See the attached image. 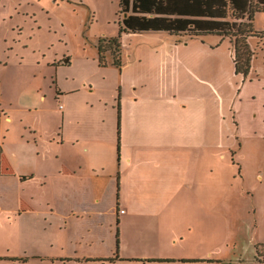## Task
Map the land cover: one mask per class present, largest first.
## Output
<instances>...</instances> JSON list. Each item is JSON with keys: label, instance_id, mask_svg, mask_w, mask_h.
I'll list each match as a JSON object with an SVG mask.
<instances>
[{"label": "rangeland", "instance_id": "1", "mask_svg": "<svg viewBox=\"0 0 264 264\" xmlns=\"http://www.w3.org/2000/svg\"><path fill=\"white\" fill-rule=\"evenodd\" d=\"M120 16L119 0H0L5 124L18 130L14 137L33 132L51 157L57 146L50 135L61 134L57 97L73 78L92 86L88 91L119 92L122 68L109 64L110 51L108 65L98 57L99 42L115 37L122 57L142 58L139 69L155 64L160 70L163 53L218 54L199 67L221 96L206 112L202 146L211 154L196 157L193 167L173 166L181 173L177 180L148 188L124 183L117 217L103 221L104 237L82 232V225L69 227L51 209L42 176H32L26 190L21 184L20 195L32 201L27 206L15 201L16 186L0 173V264H264V11L254 17L258 35L250 38L255 56L247 76L235 73L227 37L205 35L176 46L177 37L166 31L121 29ZM151 119L147 114L144 122Z\"/></svg>", "mask_w": 264, "mask_h": 264}, {"label": "crops", "instance_id": "2", "mask_svg": "<svg viewBox=\"0 0 264 264\" xmlns=\"http://www.w3.org/2000/svg\"><path fill=\"white\" fill-rule=\"evenodd\" d=\"M192 39L177 38L175 44L190 45ZM224 40L230 44L232 58V43L229 38ZM217 55L163 53L161 69L156 70L155 64L153 69L137 68L142 58L128 54L122 57L119 92L88 91L92 86L73 78L74 84L61 94L65 95L57 97L63 102L61 134L50 135L49 141L57 146L51 157H46L44 141L40 144L33 132L14 137L18 130L5 124L6 109L0 102V173L16 186L15 201L29 206L31 199L20 195V187L22 184L26 190L37 173L42 176L40 185L50 190L51 209L63 216L69 227L82 225V232L104 237L103 221L109 215L117 217L115 200L120 198L124 183L139 182L148 188L157 180L174 181L181 173L173 166L193 167L196 157L211 154L209 148H203L206 112L215 110L214 103L221 96L217 85L205 82L204 69L199 67L206 58ZM109 64L114 65L112 61ZM126 77L129 83L123 84ZM40 97L44 100L46 96ZM147 114H152V119L144 122ZM7 116L10 124L15 122ZM11 132L13 136L7 137ZM40 166L45 170L40 171Z\"/></svg>", "mask_w": 264, "mask_h": 264}, {"label": "trees", "instance_id": "3", "mask_svg": "<svg viewBox=\"0 0 264 264\" xmlns=\"http://www.w3.org/2000/svg\"><path fill=\"white\" fill-rule=\"evenodd\" d=\"M260 11H264V0H119L120 24L125 31H166L179 41L183 36L210 34L229 38L235 73L242 76L249 74L255 56L250 38L258 35L253 21ZM108 51L113 54L112 63L121 67L122 48L117 38L99 42L101 66L108 65Z\"/></svg>", "mask_w": 264, "mask_h": 264}]
</instances>
